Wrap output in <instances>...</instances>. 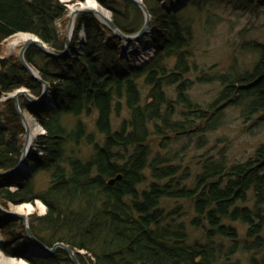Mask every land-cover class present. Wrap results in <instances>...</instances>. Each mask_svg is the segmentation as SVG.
Here are the masks:
<instances>
[{
	"label": "trees",
	"instance_id": "1",
	"mask_svg": "<svg viewBox=\"0 0 264 264\" xmlns=\"http://www.w3.org/2000/svg\"><path fill=\"white\" fill-rule=\"evenodd\" d=\"M66 1L0 0V172L19 165L25 134L14 100L1 102L2 96L22 87L34 96L43 92L19 59L1 58L2 44L29 33L62 53L66 37L57 23L68 21ZM96 1L124 34L143 28L144 14L130 0ZM142 1L152 16L143 40L152 41L154 53L141 68L122 57L123 40L92 14L77 16L70 55L26 51L52 100L28 109L45 131L28 159L35 168L17 181L0 179V204L41 201L46 213L31 217L32 233L48 247L83 251L81 264H264V144L235 163L219 140L206 139L221 126L226 105L247 101L246 118L264 113V0ZM235 19L246 24L234 49L249 54L252 67L219 75L224 88L203 108L188 94L194 82L214 79L206 72L192 78L197 35L208 38L223 25L235 30ZM28 104L20 98L23 110ZM192 146L210 151L195 173L184 167ZM42 174L49 181L43 189ZM0 232L7 255L73 264L62 249L28 255L23 224L2 212Z\"/></svg>",
	"mask_w": 264,
	"mask_h": 264
},
{
	"label": "rangeland",
	"instance_id": "2",
	"mask_svg": "<svg viewBox=\"0 0 264 264\" xmlns=\"http://www.w3.org/2000/svg\"><path fill=\"white\" fill-rule=\"evenodd\" d=\"M83 2L84 0L66 1L68 7L67 19H68V15L71 12V7L72 6L80 7V5ZM233 21L235 22V24L237 23L235 26L236 27L235 30H231L232 28L230 25L228 26L223 25L217 28L215 33L208 38L204 35L202 36L201 35L202 32H199L197 35L198 51L196 53V58L194 62L196 63V66L194 67V71L196 72L195 74L192 75V78L194 81H196L197 76L201 72L202 73L206 72L208 75L213 76L214 79L202 83L194 82V85L189 90L188 94L192 97L194 101L199 103L201 107L206 109L209 108V106L213 104V102L216 99L219 98L220 93L224 88L223 85H221L219 75L230 70H232L234 75L238 73L240 74L243 70L245 71L247 70V68H251L253 64L252 63L253 59L249 56V54L242 52L239 48L234 49V44L237 41H239V36L237 34L240 31V29L246 24V21L245 20L236 21V19ZM68 22L69 19L65 26H63L62 22L57 23V27L60 33L63 34L65 37H66V28ZM18 34L20 33H16L2 44L1 57L18 59V53L22 45L17 46L12 53H9L8 51L9 41L14 39ZM80 36L81 39L78 45V50L81 49L82 44L85 41L84 35L81 34ZM148 43H149L148 41L144 43L142 42L139 48V50H141L144 53L146 51L149 52L151 51L150 55L148 56V59H145L142 63H140L138 60V55L136 54L132 62L133 66L140 68L149 61L151 56H153L152 54L154 53V51L151 49L150 45L148 46ZM34 70L38 72L36 69ZM169 91H171L169 93L170 95L169 97L175 98L174 92H172V90ZM15 92L16 90L2 96L1 102H4L6 99L7 100L10 99L11 98L10 96H12ZM233 98H237V96H233ZM225 101L219 104V106L225 105L226 104ZM241 102H243L244 104L241 103L240 105L237 104L236 106L226 105L223 108H221L223 109L220 117L221 126L215 131L208 132L206 136V139L209 140L211 145H213L217 140H219L220 142L219 146L225 147L228 157L230 158L231 161L235 163L244 162L247 159L251 158L252 156H254V152L256 151V149L261 144H264V113L262 112L261 114L260 112L257 115L255 114L250 116L249 118L243 117L241 109L246 107L247 101H241ZM50 105L51 104H49L48 106ZM23 111H27V110H23ZM28 115L35 119V117L30 112H28ZM126 115L127 112L123 111L119 121H121ZM260 116L262 119H258ZM40 127L42 128L41 125ZM43 132L45 133L44 130ZM154 141L155 142L153 144L155 145H159L161 143V139L154 138ZM182 141L183 139H181V142ZM179 142L180 141H178V143ZM24 144H25V134H24ZM32 149L33 150L31 151V153L37 150L36 143H34ZM214 152L217 153V151ZM187 154L188 156L185 157L184 167L189 165V170L195 173V171L200 168L198 166L199 161L204 159L205 155H210V151L207 152V148L196 150L192 146ZM20 177L21 176H19L18 179L16 178L14 180L17 181L19 180ZM37 181L39 187L42 189L46 188L49 183L48 177L45 174L39 175ZM16 189L17 188L15 185L11 186V191H15ZM27 204H33L35 206L34 212L28 216L29 223L32 216H43L46 213L45 205L39 200H35L33 203L25 202L18 205L10 203L6 206V208L5 207L4 208L10 211H14L13 209L15 207L21 205H27ZM16 221H19L23 224L21 220H16ZM3 242H4V238L2 237L0 232V248L4 251V249L2 248ZM80 252H82V254L84 253L83 251ZM17 259L25 260V258L22 257H18Z\"/></svg>",
	"mask_w": 264,
	"mask_h": 264
},
{
	"label": "water",
	"instance_id": "3",
	"mask_svg": "<svg viewBox=\"0 0 264 264\" xmlns=\"http://www.w3.org/2000/svg\"><path fill=\"white\" fill-rule=\"evenodd\" d=\"M130 1L133 2L135 5H137L143 11L144 17H145V23H144L143 28L137 34H135L133 36L126 35L123 32H121L120 29L112 21L111 16L109 18L104 17L103 19H101L97 15L95 10L86 9V8H84V9L83 8H76L74 11L70 12V14L68 15L69 22H68V25L66 28V46H65V50L61 54L58 52H55L54 50L49 48L38 36L27 33L28 35L33 36L35 39H30L22 45V47L20 48V51L18 53V58L20 61L21 68L24 69L25 71H27L31 78L35 79L36 81L40 82L43 85V92L41 94L40 99H36V97L33 96L27 88L19 89L12 96H10L15 102L17 114H18L19 118L21 119L22 125L25 129V144H24L23 154H22L19 165L14 169H10L7 171L0 172V179L6 178L9 176H14V175L17 176L18 174H21L23 167L25 165V161L27 160L28 154H29L27 149H26L28 138H29V133H30L29 128L27 126L26 114H28L29 111L28 110L27 111L22 110L20 103H19L20 97L25 96L29 101H31L37 105H40L41 102L44 100V98L47 96L49 88H50V84L48 82L44 81L41 78V76L39 75V73L36 72L28 64V62L26 60V51L30 47L35 46V47L39 48L41 51H43L45 54L56 57V58H62L64 56L70 55L75 21H76L77 16H79L81 14H92V15H94L104 25H106L114 33V35L116 37H119L120 39L126 40L128 43L140 42L144 37L148 36L152 32L151 31L152 16H151L148 8L146 7V5L144 4V2L142 0H130ZM124 56L125 55L123 52L122 57H124ZM5 101H7V99ZM120 178H121V175H118L116 178L111 179L109 181V184H114L115 180L120 179ZM0 211L4 214L10 216V217H13L15 220H21L23 222V226H24V229L26 232V237H28L32 243L30 245L31 253H36L40 257H49V256L54 255L58 249H62L63 251H65L67 253V255L69 256V258L71 259L73 264H81L78 255L82 254V252L75 251L74 249H72L71 247H69L68 245H66L64 243H56L52 247H48V246L44 245L40 240H38L34 236V234L32 233L31 227H30L29 220L26 216L18 214L15 211L7 210L1 205H0Z\"/></svg>",
	"mask_w": 264,
	"mask_h": 264
},
{
	"label": "bare ground",
	"instance_id": "4",
	"mask_svg": "<svg viewBox=\"0 0 264 264\" xmlns=\"http://www.w3.org/2000/svg\"><path fill=\"white\" fill-rule=\"evenodd\" d=\"M76 8L93 9V10H95L97 15L101 19H103L104 17L109 18L111 16L109 11L106 10L105 8H102L100 5H98V3L95 0H84V2L80 5V7L72 6L71 12L74 11ZM30 39H35V38L31 35H28L27 33H20V34L16 35V37L14 39H12L11 41H9V43H8L9 53H12L17 46L23 45L24 43H26ZM135 45H139V44L135 43ZM1 58L4 59L3 57H1ZM20 89H22V88H20ZM48 96H51V92H49L47 94L46 98H48ZM26 119H27V126H28L29 131H30L28 142H27V147H26V149L29 153L33 150L32 147H33L34 143L37 142V139L44 132H43L42 128L40 127V125L37 123V121L33 117L26 114ZM36 147H37V145H36ZM37 150L35 152H32V153H37ZM34 168H35L34 164L29 163L28 160L25 161V165H24L23 169L26 170L27 174L32 173ZM34 209H35V206L33 204H27V205H21V206L15 207L13 210L16 213L24 215L27 218H29L28 216L34 212ZM28 255H32V253L29 251ZM17 258L18 257H16V256L7 255L0 248V264H29L27 261L22 260V259H17Z\"/></svg>",
	"mask_w": 264,
	"mask_h": 264
}]
</instances>
